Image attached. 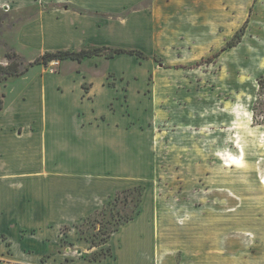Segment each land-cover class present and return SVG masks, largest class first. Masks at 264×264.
<instances>
[{"label":"rangeland","instance_id":"1","mask_svg":"<svg viewBox=\"0 0 264 264\" xmlns=\"http://www.w3.org/2000/svg\"><path fill=\"white\" fill-rule=\"evenodd\" d=\"M102 45L0 81V264H264V0H0V63Z\"/></svg>","mask_w":264,"mask_h":264},{"label":"trees","instance_id":"2","mask_svg":"<svg viewBox=\"0 0 264 264\" xmlns=\"http://www.w3.org/2000/svg\"><path fill=\"white\" fill-rule=\"evenodd\" d=\"M58 5V7H65V4H55ZM246 28V23H244L240 30H238L234 36L227 42V45L224 47L231 48L236 46L242 38V34ZM130 54L135 55L137 57L147 58L148 55L145 51L139 48H127V47H112V46H95V47H82L79 49L75 48H62L57 49L53 51H45L43 54H41L39 57H37L35 60L30 61L29 63H26L22 61L18 53L16 51H8L6 53V57L8 59L7 63H0V81L7 79L10 76H18L26 73L30 67L36 65V64H44L47 65L53 60H63V59H73L77 61H82L87 57H93L97 55H104L106 57L112 58L117 54ZM0 100V109H2V104ZM138 206V204H137ZM134 216H126L125 218H121L117 220V222L114 225V228L111 230H106L104 232V236L101 238L102 242H97L95 238H90L91 245L99 246L101 243L108 242V237L111 236V233L116 231L124 222H128L129 220L133 219ZM81 233L84 234V231L81 230ZM106 236V237H105ZM85 238H88V236L85 235ZM110 247L108 248V253H98L94 252L91 256L92 261H99L102 260L104 257H106L110 252Z\"/></svg>","mask_w":264,"mask_h":264},{"label":"crops","instance_id":"3","mask_svg":"<svg viewBox=\"0 0 264 264\" xmlns=\"http://www.w3.org/2000/svg\"><path fill=\"white\" fill-rule=\"evenodd\" d=\"M32 123H27V124H19V126L18 127H20V128H22L21 129V134H19V131H20V128L19 129H17V131L15 130V129H13L12 130V134H13V136L14 137H16V138H18V139H27V138H29V137H32V136H34V135H36V131L38 130L37 128L35 129V128H33V126L31 125ZM22 125V126H21ZM39 132V131H38ZM17 133V134H16ZM39 172H41V171H39ZM39 172H27V173H25L26 175H34V174H36V173H39ZM17 174V173H16ZM129 222H131V221H129ZM128 223V222H127ZM21 238V237H20ZM24 251H27V250H25L24 249ZM47 252V251H46ZM28 253H31V252H29L28 251ZM45 253V252H44ZM43 254H40L39 255V261H35V262H25V260L24 261H21V260H18L20 263H23V264H38L39 262H44L42 259H43V256H42ZM106 261L107 260V258L105 257V259H103V260H99V261H93V262H103V261ZM92 261V260H91ZM61 264V263H60ZM95 264H99V263H95ZM102 264V263H101ZM104 264V263H103Z\"/></svg>","mask_w":264,"mask_h":264},{"label":"bare ground","instance_id":"4","mask_svg":"<svg viewBox=\"0 0 264 264\" xmlns=\"http://www.w3.org/2000/svg\"><path fill=\"white\" fill-rule=\"evenodd\" d=\"M262 183L264 184V177H262Z\"/></svg>","mask_w":264,"mask_h":264}]
</instances>
